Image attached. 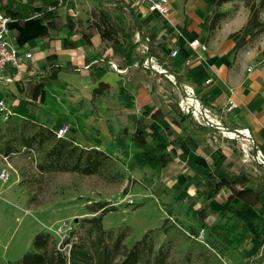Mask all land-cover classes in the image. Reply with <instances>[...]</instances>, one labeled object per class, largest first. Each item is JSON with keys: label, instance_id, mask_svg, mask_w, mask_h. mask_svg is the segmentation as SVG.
Wrapping results in <instances>:
<instances>
[{"label": "crops", "instance_id": "crops-1", "mask_svg": "<svg viewBox=\"0 0 264 264\" xmlns=\"http://www.w3.org/2000/svg\"><path fill=\"white\" fill-rule=\"evenodd\" d=\"M98 1L121 10L127 29L103 10L82 19L76 0H67L60 20L67 26L60 31L38 17L8 15L10 41L32 53L19 70L5 73L14 78L6 85H14L13 90L9 88L10 99L6 98L13 110L29 105V112L42 124L54 129L69 124L72 135L137 163L148 175L145 178L152 173L148 170L156 169L170 184L193 185L191 193L205 202L193 210L199 220L220 219L214 212L227 211L233 223L242 231L247 229L240 243L243 250L263 244L264 180L255 165L244 157L238 142L199 124L178 105L182 86H192L225 126L250 133L264 150V60L259 61V52L250 42L237 47L245 33L247 40L252 31L251 27L243 31L249 8L238 0L221 6L218 0H169L172 13L167 19L154 12L141 14L134 1ZM6 2L0 0L4 14L1 8ZM217 11L225 17L211 31ZM101 23L115 28L117 42L102 37L97 26ZM66 38L73 46L64 45ZM194 39L207 49L191 48ZM144 45L149 46L147 53L142 52ZM33 46L42 50L37 62ZM174 49L179 51L177 57L171 56ZM150 56L178 83L145 67L143 62ZM43 76L50 82L43 100L24 99L20 88L26 91ZM231 98L239 106L228 112ZM228 182H234L240 192L234 193ZM251 193L258 194L256 203ZM205 207L211 212L200 219L197 212Z\"/></svg>", "mask_w": 264, "mask_h": 264}, {"label": "rangeland", "instance_id": "rangeland-1", "mask_svg": "<svg viewBox=\"0 0 264 264\" xmlns=\"http://www.w3.org/2000/svg\"><path fill=\"white\" fill-rule=\"evenodd\" d=\"M75 9L84 20L103 10L115 18L118 26L127 29L123 12L98 0H76ZM261 19L264 20V12ZM250 32L245 43L250 42L257 49L259 61L264 60V33L253 36V29ZM34 51L37 62L42 50L34 47ZM9 88L13 90L14 85L4 87L0 84V98L10 99ZM29 109V105L19 111L17 108V114L7 121L0 114V264H16L33 249L39 233L50 235L51 249H61L67 254L73 242H85L90 252L96 253L106 246L114 249L116 240L121 238L119 251L114 250L117 263L124 259V252L148 232L137 264H264V243L244 250L242 244L230 247L213 228L227 220L210 217L204 221L193 214L194 209L205 205L191 193L193 185L170 184L156 169L148 170L152 173L149 179L145 178L144 170L139 169L137 163L90 143L87 138L72 135L69 124V131L62 139L72 140L85 151L104 152L107 158L103 166L93 175L43 171L40 165L55 141L26 145L24 140L38 130L37 124L48 126L37 121ZM48 127L55 132L60 128ZM227 139L238 142L244 155L240 141ZM246 159L255 165L258 176L264 180V165H259L253 157ZM3 170L6 171L4 178L1 177ZM100 201L116 209L102 216L106 235L104 241L98 243L95 227L85 220L100 216L101 211L92 210ZM217 204L223 203L219 200ZM64 221L73 226L66 239L55 233ZM242 232L240 229L234 237ZM64 240L70 243H62Z\"/></svg>", "mask_w": 264, "mask_h": 264}, {"label": "trees", "instance_id": "trees-1", "mask_svg": "<svg viewBox=\"0 0 264 264\" xmlns=\"http://www.w3.org/2000/svg\"><path fill=\"white\" fill-rule=\"evenodd\" d=\"M231 1L235 0H218L217 5L221 6ZM238 1H243L250 10L249 19L243 31L251 27L254 31L251 35L258 36L263 34L264 20L261 19V13L264 12V0H260L258 3L255 0ZM35 2L40 3L37 5ZM66 3L67 0H28L27 3H22L19 0H7L1 9L7 15L20 13L21 15H28V17H38L52 30L60 31L67 26L60 21L65 13L64 7ZM101 17L102 15L100 16V20ZM224 17L225 13L223 12L217 11L215 13L210 26L211 31L216 29ZM97 26L102 37L108 39L114 38L113 35L116 31L113 26L109 24L105 25V23H101ZM235 35L236 34H232V36ZM246 36L247 34L245 33L237 44V47L245 44ZM113 41L117 42V39L114 38ZM64 45L66 47L73 46V42L66 38ZM19 83L20 82H17V84ZM48 83L50 82L47 76L40 77L38 81L30 83L26 91L20 88V93L24 99H28L30 102L36 101L39 98L43 100L45 86ZM31 121L34 122V120ZM34 123L37 124L36 122ZM37 125L38 130L32 136L24 140L26 145L32 146L36 141H38L39 145L55 141L50 150L46 153L44 162L40 165L43 171H75L85 175H93L100 171L104 159L107 158V154L95 149L85 151L74 145L72 140L62 139L56 136L57 132L48 126ZM234 182H228V186L234 190V193H239L241 188L233 187ZM250 197L254 203L259 200L258 194L256 193H251ZM114 209H116V207L106 201L96 202L92 206V210L95 212L101 211L100 216L92 218L91 220H85L91 222L95 227L98 243L103 242L106 235V231L102 224V216ZM210 212L211 210L205 207L197 212V216L200 217V219H205ZM214 213L219 214L221 220H227L224 224L213 225L214 230L218 233L222 241L230 247L236 244L239 245L244 239L247 229L244 228L240 236L236 238L234 235L239 231L240 226L236 223H231L233 216H229L227 211H215ZM260 220L263 221V218L260 217ZM149 234L150 232L146 233L133 248L129 249L126 253L124 252V259L116 263L117 256H115L116 254L114 255V250L119 251L121 238L116 240L114 249L106 246L96 253L90 252L91 249L85 242H73L67 254L61 249H51L50 235L47 233H39L33 242V249L28 251L22 259L16 262V264H137L141 254L140 247L147 243L146 241ZM66 243H70V240H67Z\"/></svg>", "mask_w": 264, "mask_h": 264}, {"label": "built area", "instance_id": "built-area-1", "mask_svg": "<svg viewBox=\"0 0 264 264\" xmlns=\"http://www.w3.org/2000/svg\"><path fill=\"white\" fill-rule=\"evenodd\" d=\"M102 1H120L130 3L133 2L137 4L138 10L141 14H146L148 12H154L161 15L164 18L169 19L172 13V6L169 0H102ZM10 23L11 17L4 14L0 11V84L4 87L9 83L14 81L13 76H6L5 73L7 70H19L24 64L25 58H31V52H23L18 47H16L9 38L10 34ZM190 47L193 49L201 48L203 50L207 49V46L201 42L200 39H194L189 43ZM149 51V46L144 45L142 47V52L147 53ZM179 51L174 49L171 52L172 57H177ZM202 59V57L200 56ZM191 60L189 59L187 63L189 64ZM143 65L147 68H150L152 71L163 73L169 76V78L174 82L176 77L168 72L165 68L160 67L156 64V60L150 56L147 57ZM112 66L116 68L114 64ZM251 70V68L249 69ZM210 82V81H209ZM6 89V88H5ZM232 93L234 91L232 90ZM6 94V93H4ZM3 94V95H4ZM180 110L190 115L194 118L199 124L206 125L212 129L219 131L224 137L229 139L240 141L241 148L246 158L253 157L259 165H264V151L259 147L252 135L245 130L240 129H230L224 125L221 119H218L213 115L212 108L207 105L203 99L197 94L196 90L190 85H183L182 91L180 93V99L178 101ZM239 106V103L231 98L228 102L227 111H232ZM0 114L4 121L10 120L17 113L13 110L12 105L7 101L6 98H0ZM69 131V126L63 124L57 131V136L63 138ZM6 176V171L3 170L1 177ZM73 229V226L67 221L62 222L55 230V233L58 234L63 239H66L67 234ZM67 240H64L62 243H65Z\"/></svg>", "mask_w": 264, "mask_h": 264}, {"label": "water", "instance_id": "water-1", "mask_svg": "<svg viewBox=\"0 0 264 264\" xmlns=\"http://www.w3.org/2000/svg\"><path fill=\"white\" fill-rule=\"evenodd\" d=\"M76 221H77V219H76Z\"/></svg>", "mask_w": 264, "mask_h": 264}]
</instances>
